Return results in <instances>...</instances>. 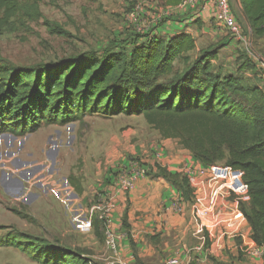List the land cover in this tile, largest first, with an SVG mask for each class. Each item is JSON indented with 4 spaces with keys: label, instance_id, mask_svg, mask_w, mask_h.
<instances>
[{
    "label": "rangeland",
    "instance_id": "374dc122",
    "mask_svg": "<svg viewBox=\"0 0 264 264\" xmlns=\"http://www.w3.org/2000/svg\"><path fill=\"white\" fill-rule=\"evenodd\" d=\"M8 1L14 5L15 12L10 16L0 9V61L13 67L55 63L82 53L97 56L123 53L129 57L134 44L144 45L151 36L154 37L150 41L167 42L161 38L168 34L162 35L160 29L169 20L186 18L185 21L191 22L192 30L187 34L195 41V49L185 54L191 62L205 52L216 50L217 59L211 63L221 79L230 76L236 89L264 91V79L261 78L264 68L257 61V66L252 64L253 70L241 68L245 63L240 59L241 53L235 54L232 48H220L223 40L230 37L226 35L228 31L224 29V34H220L219 26L213 20L206 29L202 20L194 18L202 10V2L193 7L187 0ZM175 7H183L184 13H172L171 9ZM192 13L195 14L192 16ZM236 21L244 30L241 21L238 18ZM160 35L162 37L157 38ZM253 46L256 48L255 39ZM258 46L264 50V39ZM246 48L242 47L244 55H248ZM183 67V61H177L173 74L181 72ZM160 141L157 132L137 116L110 119L85 116L82 122L44 124L37 131L24 135L0 134V226L8 229L0 230V239L7 231L15 230L80 251L92 264H167L172 257H178L180 264H264V244L257 245L253 239L258 248L251 244V248H244V252L238 251L234 256L227 250L222 252V259L209 252L196 255L195 250L194 253L189 250V245L187 250H181L182 242H177L181 240L175 231L162 237L160 232L151 240L146 237L142 249L129 247L126 253L115 255L105 247L103 221L94 217L99 222L95 227L100 237L95 234L94 224L88 234L74 229L71 211L86 212L102 201L111 202L116 194L127 195L140 179L156 181L154 176L159 167L168 171L159 160ZM185 165L188 167H180V174L189 185L195 177L200 179L198 183L193 181L192 192L188 194L190 201H195L194 205L198 203L199 209L194 211L198 219L205 224L210 218L214 219L216 227L229 224L222 220L232 213L229 207L244 216L243 208L247 209L249 204L248 195L222 191L214 196L206 168L196 169L197 165L190 162ZM137 168L144 170V177L131 191L119 190L116 187L119 179ZM184 170L193 174H186ZM172 189L177 193L172 197L174 200L170 199L172 203L185 201L177 189ZM62 201L70 203L72 209ZM224 201L234 205L228 207ZM111 203L113 220L115 207ZM124 204L129 208L128 202ZM127 208L122 211L123 216L127 214ZM15 211L31 220L21 218ZM230 231L235 233L231 228ZM236 239V243H242L240 238ZM0 264L38 263L16 249L0 248Z\"/></svg>",
    "mask_w": 264,
    "mask_h": 264
},
{
    "label": "trees",
    "instance_id": "16d2710c",
    "mask_svg": "<svg viewBox=\"0 0 264 264\" xmlns=\"http://www.w3.org/2000/svg\"><path fill=\"white\" fill-rule=\"evenodd\" d=\"M240 1L253 38L264 39V0ZM0 9L10 16L15 12L8 0H0ZM194 49V39L181 34L167 42L134 44L129 57L82 53L28 68L0 61V134L24 135L44 124L82 122L85 116L142 117L201 165L225 164L243 173L249 188L244 216L253 241L263 245L264 94L234 88L230 76L221 79L211 63L216 50L191 62L185 54ZM240 59L245 61L241 68H253L246 56ZM179 60L183 70L173 74ZM154 178L164 179L190 201L192 191L182 174L159 167ZM98 223L94 220V227ZM0 248L16 249L38 264H92L80 251L15 230L5 233Z\"/></svg>",
    "mask_w": 264,
    "mask_h": 264
},
{
    "label": "crops",
    "instance_id": "0c3cea01",
    "mask_svg": "<svg viewBox=\"0 0 264 264\" xmlns=\"http://www.w3.org/2000/svg\"><path fill=\"white\" fill-rule=\"evenodd\" d=\"M230 2L231 8H234L232 9L233 14L236 12V15L234 14L236 20L238 18L243 26L244 30L240 27L243 36L241 38H235L227 32L226 35L229 34L230 37L223 40L220 44V48H223L224 50L232 48L235 54L239 52L241 53V56H248L246 59L250 60L256 66L257 63L255 61H257L261 65V68H264V50L262 51L260 46H258V42L263 41V39H255L256 48L253 46L254 38L249 22L245 21L242 15L243 9L241 1L230 0ZM175 8L171 9L172 13L176 15L184 13L183 7ZM212 12L213 9L211 5L207 4L202 7V10L196 14L194 13V18L202 20L206 29H208L210 26V20H212ZM194 14L192 13V16ZM185 20L187 19L178 18L167 21L160 31L162 35H168L166 38H161V35L157 38L168 41L181 34H191V22ZM218 29L220 30V34H224V29L222 27H218ZM244 32L246 34H244ZM153 37L154 36H151L148 40L150 41ZM218 40L222 41V39ZM242 47H247L246 52H248V55H244ZM260 65L258 66V69ZM256 75L257 77H260L259 74ZM261 78L264 79V76ZM159 139L161 140L160 143L162 148L159 160L162 161L164 164L163 166H165L168 171L172 173H180L182 168L184 169L188 167V165L185 164H189V162L193 165H197L196 169L207 168L195 160L188 151L184 150L178 144L177 140L163 139L160 136ZM180 167L182 168L180 169ZM156 179V181L140 179L135 189L129 194H116L114 199L110 200L114 203L115 207L113 220V205L109 202L112 206L110 216L112 220L111 226L112 229L120 235V253H126L127 248L129 247H132V249H142L146 237L151 240L153 239L152 236L159 234L160 232L161 237L168 236L171 231H175L178 234L177 237L179 236L181 241L177 242H182L181 250H187V246L189 245L191 248L189 250L192 252L195 250L196 255L200 256L209 252L211 254L215 253L216 257L223 259L222 252L226 253L227 250L229 251V254L234 256L238 251L244 252V248H251V244H254L253 246L258 248V246L252 241V231L245 216H243L241 212H233L234 210L232 211V207H229L232 204L234 205V203L224 201L232 213L229 218L226 217V219L222 220L228 221L229 224H221L216 227L213 225L215 220H212L211 218L208 220V224H205L202 219L200 220L197 218V213L194 214V211L199 209L198 203H196V205L193 204L195 201H178L177 205L179 210L171 208L172 202L170 199L177 193L164 179ZM193 181L198 183L200 182V179L195 177L190 180V186H193ZM172 199L174 200V198ZM125 201L129 203V208L125 207ZM125 208L128 210L127 214L123 216L121 213ZM122 217L123 219L121 220ZM230 228L231 230L233 229L235 233L232 234ZM236 238H240L242 243L240 244V241L236 243L234 241Z\"/></svg>",
    "mask_w": 264,
    "mask_h": 264
},
{
    "label": "built area",
    "instance_id": "2783aa9c",
    "mask_svg": "<svg viewBox=\"0 0 264 264\" xmlns=\"http://www.w3.org/2000/svg\"><path fill=\"white\" fill-rule=\"evenodd\" d=\"M191 6L199 5L202 2L205 5H211L212 20L219 26L228 31L235 38H241V29L238 25L231 9L230 0H187ZM133 170V169H132ZM128 171L124 177H121L118 181L117 188L123 192H129L134 187L136 182L144 177L145 172L141 168L137 170ZM208 173V180L211 186H213V195L215 196L219 192L226 191L231 194L246 196L248 195V185L243 180V173L239 170L233 169L226 165H212L206 168ZM185 172V170H184ZM201 172V171H200ZM186 174H193L192 171H186ZM54 192V191H53ZM101 201V200H100ZM68 209H72L66 201ZM99 205H94L90 210L86 212L83 210L71 211L72 225L76 231L81 234H88L93 230L94 217L104 222V244L108 251L113 254L119 252V234L112 229L111 226V205L100 202ZM178 203V202H177ZM177 203H172L171 208L177 209ZM206 212H203L205 215ZM110 219V220H109ZM167 264H180L178 257L169 258Z\"/></svg>",
    "mask_w": 264,
    "mask_h": 264
},
{
    "label": "water",
    "instance_id": "95a60500",
    "mask_svg": "<svg viewBox=\"0 0 264 264\" xmlns=\"http://www.w3.org/2000/svg\"><path fill=\"white\" fill-rule=\"evenodd\" d=\"M242 15H243V17H244L245 21H247V22H248V20H247V18H246V15L244 14V12L242 13Z\"/></svg>",
    "mask_w": 264,
    "mask_h": 264
}]
</instances>
